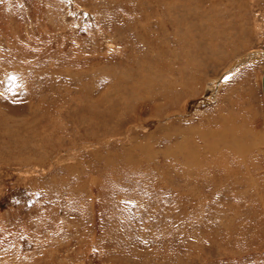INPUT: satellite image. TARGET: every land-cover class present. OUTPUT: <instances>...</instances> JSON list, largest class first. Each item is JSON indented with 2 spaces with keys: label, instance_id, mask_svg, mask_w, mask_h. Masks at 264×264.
I'll return each mask as SVG.
<instances>
[{
  "label": "rangeland",
  "instance_id": "rangeland-1",
  "mask_svg": "<svg viewBox=\"0 0 264 264\" xmlns=\"http://www.w3.org/2000/svg\"><path fill=\"white\" fill-rule=\"evenodd\" d=\"M263 43L264 0H0V264H264Z\"/></svg>",
  "mask_w": 264,
  "mask_h": 264
},
{
  "label": "bare ground",
  "instance_id": "bare-ground-1",
  "mask_svg": "<svg viewBox=\"0 0 264 264\" xmlns=\"http://www.w3.org/2000/svg\"><path fill=\"white\" fill-rule=\"evenodd\" d=\"M260 57H261V56H260ZM261 58H262V57H261ZM244 60H247V59L245 58ZM244 60H243V61H244ZM243 61H241V62H243ZM227 78H228V77H227ZM228 79H229V78H228ZM222 83H223V82H222ZM178 84H179V83H178ZM172 85H174V84H172ZM175 85L177 86V84H175ZM168 86H169V84H168ZM170 87H172V86H170ZM173 87H174V86H173ZM179 87H180V86H179ZM168 88H169V87H168ZM178 89H179V88H178ZM178 89H177V91H178ZM180 89H181V88H180ZM168 90H169V89H168ZM168 90H167V93H168ZM173 91H174V90H173ZM177 91H176V92H177ZM164 93H165V92H164ZM167 93H166V95H167ZM171 93H172V92H171ZM171 93H170V94H171ZM163 95H164V94H163ZM177 95H178V94H177ZM164 96H165V95H164ZM165 97H166V96H165ZM167 98H168V95H167ZM225 130H226V129H224V131H225ZM220 131H221V130H220ZM220 131H219V133H220ZM224 131H223V133L226 132V131H225V132H224ZM232 132H233V131H232ZM230 133H231V132H230ZM229 135H230V134H229ZM234 135H235V133H234ZM217 136H218V135H217ZM221 136H222V135H221ZM232 136H233V134H232ZM236 136H238V135H236ZM233 137H234V136H233ZM237 138H238V137H237ZM234 140H235V139H234ZM235 141H236V140H235ZM227 142H228V141H227ZM225 144H226V143H225ZM226 145H227V144H226ZM230 146H231V145H230ZM224 147H225V146H224ZM228 149H229V148H228ZM232 149H233L234 151H236V152H241V151L243 150V147H241V144H238V147H237V148H235V147L233 148V147H232ZM243 158H244V157H243Z\"/></svg>",
  "mask_w": 264,
  "mask_h": 264
},
{
  "label": "water",
  "instance_id": "water-1",
  "mask_svg": "<svg viewBox=\"0 0 264 264\" xmlns=\"http://www.w3.org/2000/svg\"><path fill=\"white\" fill-rule=\"evenodd\" d=\"M261 57L263 59V72H262V81H261V88H262V94H263V97H264V43H263V46H262V54H261Z\"/></svg>",
  "mask_w": 264,
  "mask_h": 264
}]
</instances>
